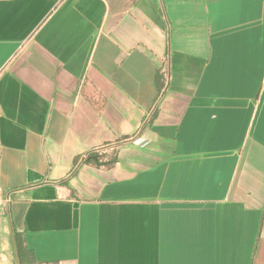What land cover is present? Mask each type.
Masks as SVG:
<instances>
[{
    "label": "crops",
    "instance_id": "crops-1",
    "mask_svg": "<svg viewBox=\"0 0 264 264\" xmlns=\"http://www.w3.org/2000/svg\"><path fill=\"white\" fill-rule=\"evenodd\" d=\"M0 264H264V0H0Z\"/></svg>",
    "mask_w": 264,
    "mask_h": 264
},
{
    "label": "rangeland",
    "instance_id": "rangeland-1",
    "mask_svg": "<svg viewBox=\"0 0 264 264\" xmlns=\"http://www.w3.org/2000/svg\"><path fill=\"white\" fill-rule=\"evenodd\" d=\"M121 153H122L121 145L119 144L108 145L98 151H93L88 154H85L87 155V158L84 161H82V164L83 163L90 164L87 163V161L92 158L93 162L91 164H94L96 166L108 167L111 161L116 162L117 160H119Z\"/></svg>",
    "mask_w": 264,
    "mask_h": 264
},
{
    "label": "built area",
    "instance_id": "built-area-1",
    "mask_svg": "<svg viewBox=\"0 0 264 264\" xmlns=\"http://www.w3.org/2000/svg\"><path fill=\"white\" fill-rule=\"evenodd\" d=\"M151 118H149L148 120H150ZM87 158V155H84L81 158V162L84 161ZM13 201V195L12 193H9L4 199L1 200V203L3 206H8L12 203Z\"/></svg>",
    "mask_w": 264,
    "mask_h": 264
},
{
    "label": "trees",
    "instance_id": "trees-1",
    "mask_svg": "<svg viewBox=\"0 0 264 264\" xmlns=\"http://www.w3.org/2000/svg\"><path fill=\"white\" fill-rule=\"evenodd\" d=\"M92 162H93V159H92V158L89 159V160L87 161V163H92ZM96 162H97V161H96ZM98 164H99V163H98ZM113 164H114V162L111 161L108 167H111ZM99 165H100V164H99Z\"/></svg>",
    "mask_w": 264,
    "mask_h": 264
}]
</instances>
